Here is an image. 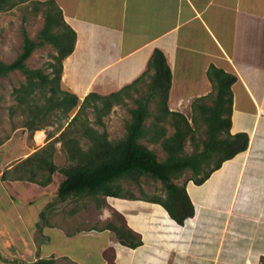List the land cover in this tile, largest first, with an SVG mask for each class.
Wrapping results in <instances>:
<instances>
[{
    "label": "crops",
    "instance_id": "0c3cea01",
    "mask_svg": "<svg viewBox=\"0 0 264 264\" xmlns=\"http://www.w3.org/2000/svg\"><path fill=\"white\" fill-rule=\"evenodd\" d=\"M54 1L76 33L74 50L63 61L62 90L79 100L90 93L118 92L141 77L153 52L160 50L171 70L168 109L189 118L193 101L212 92L207 70L213 65L236 77L231 86L230 134L246 133L249 144L201 185L185 183L194 216L183 225L176 224L161 205L142 197H110L99 219H109L110 211H117L140 235V246L119 244L99 222L74 234L48 221L41 228L44 241H49L45 230L58 229L59 248L70 238L87 244L78 246L83 250L81 259L52 251L42 257L87 264L82 261L96 250L99 264H106L103 252L112 247L115 264H260L264 258V0ZM151 74L128 90L125 100L141 93Z\"/></svg>",
    "mask_w": 264,
    "mask_h": 264
},
{
    "label": "trees",
    "instance_id": "16d2710c",
    "mask_svg": "<svg viewBox=\"0 0 264 264\" xmlns=\"http://www.w3.org/2000/svg\"><path fill=\"white\" fill-rule=\"evenodd\" d=\"M24 2H34L37 6L35 9L42 10L44 24L38 34L39 40L34 41L24 33L22 51L18 57L11 63L0 61V78L14 71L25 76L26 83L14 92L18 105L28 109L30 119L26 127L31 131L40 130L37 120H45L53 111L61 114L60 119H68L69 114L77 109L68 123V127H75L69 132H62L58 139L18 162L11 170H4L1 179L47 187L57 171L53 163L54 144L60 142L70 162L68 167L60 169L64 177L56 191L60 202L87 196L94 199L96 207L101 209L107 206L106 200L110 197L136 198L132 194H124L121 181L127 180L138 185L141 178L147 177L161 184L164 195L148 197L142 192V199L161 205L176 224L183 225L194 216V206L186 192L185 183L193 181L194 184L201 185L223 162L248 148L249 137L246 133L230 134L233 105L231 86L236 77L211 65L207 70V78L212 92L193 101L189 120L183 114L168 109L171 70L163 53L155 50L145 73L131 85L108 96L90 93L80 102L76 95L62 90L60 86L63 61L72 54L75 47V31L64 21L54 0H0V12ZM44 45H50L55 51L52 56L54 62L48 64L52 77L41 69L31 70L26 66V61L35 49ZM150 72L152 74L147 84V94L133 99L136 107L130 110L131 117L126 123L124 137L117 141L110 140L104 129L103 117L114 106L123 104L128 90L142 82ZM36 92L44 99L43 104L36 102ZM152 102L157 112L154 115L150 109ZM88 108L95 113V124L103 127V131L95 129L85 118L81 119ZM152 115L153 121L146 126V119ZM162 122H167L174 128L172 135L166 136V127ZM201 126L205 127L202 132L204 138L197 140L198 134L201 135ZM76 135L87 140L86 150ZM186 139L193 145L190 154L184 153ZM142 140H148L151 144L159 143L166 157L159 160L156 153L143 144ZM186 171H190L192 176L182 185L175 183ZM41 172H47V175L39 178L38 174ZM52 208L53 203L48 205L47 212L40 214V219L45 221ZM112 212L120 217L121 225L108 222L105 229L113 232L117 242L123 246L132 249L140 246V235L126 225L120 213L115 210ZM103 258L106 264H115L114 249L107 248L103 252ZM0 260L7 262L1 257ZM11 264L24 263L12 261ZM32 264H55V259H38ZM260 264H264V258Z\"/></svg>",
    "mask_w": 264,
    "mask_h": 264
},
{
    "label": "rangeland",
    "instance_id": "374dc122",
    "mask_svg": "<svg viewBox=\"0 0 264 264\" xmlns=\"http://www.w3.org/2000/svg\"><path fill=\"white\" fill-rule=\"evenodd\" d=\"M35 7L37 6L34 2H24L16 4L8 11L0 12L1 62L11 63L18 57L22 51L24 33L34 41L39 40L38 34L43 27L44 18L41 8L35 9ZM54 54L55 51L50 45H44L35 49L26 61V66L31 70L41 69L45 74L52 77L48 64L54 62L52 59ZM25 83L26 78L19 71L11 72L6 77L0 78V257L7 260L4 263L0 260V264H11L12 261L32 264L38 259H50L51 257H42V253L47 251H52L55 254L69 253L72 257L75 256V258L81 259V251L83 250L80 251L78 246H81V244L86 245L87 242L81 241V244H79L75 239L70 238L64 246L59 248L61 236H59L58 229L45 230L44 233L49 236V241L47 242V239L44 241L41 228L45 226L46 221H49V225L53 227L65 228L66 233L73 232L77 234L81 230L95 226V222L101 223V227H106L108 222L120 226L122 220L112 211H110L109 219L103 218L104 220H100L101 209L96 207L94 199L87 196L74 201L68 200L64 203L58 200L56 191L59 183L64 179L60 169L70 165L61 143L54 144L53 163L57 167V171L52 175V182L47 187L42 188L24 181H3L1 179L4 170H11L18 162L51 141L53 142L54 139H58L62 132H69L75 127V125L68 127V123L77 109L69 114L68 119H60L61 114L58 111H53L45 120H37V125L44 136L40 143L36 141L35 134L40 131H31L26 127V123L30 119L28 109L18 105L15 98L14 91ZM147 88V85H144L140 88L141 93L132 95L131 99H126L123 104L113 107L110 113L103 117L104 129L110 140L117 141L124 137L126 123L131 117L130 110L136 107L133 99L146 95ZM35 99L38 104L44 103V99L40 97L38 92H36ZM79 101L82 102V100ZM150 109L153 115L157 113L153 102L150 104ZM153 115L146 119V126L153 121ZM95 116L93 110L88 108L82 114L81 119L85 118L91 126L101 132L103 127L95 124ZM190 118L188 119L190 120ZM162 124L166 127V136L172 135L174 128L167 122H162ZM204 130L205 127L201 126L199 131L201 135L198 134L197 140L204 138L202 136ZM76 137L80 139L81 146L86 150L87 140L79 137V135H76ZM141 142L152 149L159 160L166 157L159 143L151 144L148 140H142ZM192 151L193 145L189 139H186L184 153L190 154ZM38 175L39 178H44L47 172H41ZM191 176V172L186 171L180 178L175 180V183L182 185ZM14 182L18 183L15 184ZM120 185L124 194L129 193L139 198L142 197V192L148 197H163L164 195L161 184L147 177L141 178L138 185L127 180L121 181ZM52 203L53 208L46 220H41L40 214L44 211L47 212L48 205ZM43 242H46V244L41 246ZM98 243L95 244L97 247ZM82 262L99 264L100 257L94 250L92 255ZM55 264H76V262L57 258Z\"/></svg>",
    "mask_w": 264,
    "mask_h": 264
},
{
    "label": "bare ground",
    "instance_id": "6f19581e",
    "mask_svg": "<svg viewBox=\"0 0 264 264\" xmlns=\"http://www.w3.org/2000/svg\"><path fill=\"white\" fill-rule=\"evenodd\" d=\"M43 136H44L43 135V132L40 131V132H38V133L35 134V140L40 143V141L42 140Z\"/></svg>",
    "mask_w": 264,
    "mask_h": 264
}]
</instances>
